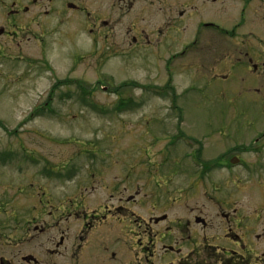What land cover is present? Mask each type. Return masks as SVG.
Listing matches in <instances>:
<instances>
[{
  "label": "rangeland",
  "instance_id": "rangeland-1",
  "mask_svg": "<svg viewBox=\"0 0 264 264\" xmlns=\"http://www.w3.org/2000/svg\"><path fill=\"white\" fill-rule=\"evenodd\" d=\"M9 6L11 0H0V155L7 160L0 161V251L5 240L23 237L25 227H42L45 219L34 208L62 214L57 229L76 244L78 232L92 222L87 211L97 210L105 217L79 242L83 264L143 262V248L155 245L161 254L157 229L165 233L169 228L179 237L178 223L187 240L165 243L181 247V255L190 253L192 264H215L229 249L259 264L264 258V150L245 148L264 143V88L253 91L259 84L247 71L248 59L257 58L251 48L239 62L232 49L249 32L261 38L264 32L251 16L240 19L242 4H197L186 22L175 20L155 31L153 48L130 51L119 36L94 38L77 13L57 23L55 13L37 16L42 6L29 5L26 21L15 22L7 17ZM202 19L230 29L238 25L236 37L203 32L185 58L165 66L169 53L193 39L192 27ZM250 42L257 38L250 36L245 47ZM211 62L216 76L208 70ZM165 69L172 75L169 88ZM220 74L229 75L222 79ZM163 88L167 95L159 93ZM83 90L88 94L83 96ZM120 97L130 101L124 112L117 110ZM122 102L120 109H125ZM174 136L181 141L174 144ZM183 141L193 145L186 147ZM194 154L203 161L238 156L246 165L202 170L188 159ZM116 159L144 164L134 174L125 173L130 166L117 170L112 166ZM45 167L60 172L48 174ZM120 171L133 181L119 183L125 192L116 193L122 199L118 203L104 185ZM129 194L135 195L134 201H127ZM115 205L129 207L145 221L166 215L167 223L148 234L141 219ZM196 216L207 224L195 223ZM29 233L34 235L33 230ZM202 234L206 240L198 238ZM10 248L22 253L31 246L13 243ZM32 253L49 262L57 258ZM165 256L154 264L177 263L179 258L173 252Z\"/></svg>",
  "mask_w": 264,
  "mask_h": 264
},
{
  "label": "flooded vegetation",
  "instance_id": "flooded-vegetation-1",
  "mask_svg": "<svg viewBox=\"0 0 264 264\" xmlns=\"http://www.w3.org/2000/svg\"><path fill=\"white\" fill-rule=\"evenodd\" d=\"M219 1L223 2V0H11V7L9 6L7 8L6 13L8 19L11 21H26L24 16L27 15L28 11L30 10V6L39 4L40 6H42V12L37 16L48 17L49 15L55 13L57 23L62 22L64 20V16L77 13L85 18V22L88 25V31L94 38H96L97 36H103L104 38L119 36L120 38L126 39V42L124 40L121 43L126 44V51H130L135 49L136 47L153 48L150 43L153 39V34L155 31H161V27L163 26V24H165V26H168L172 21L182 19H185L186 22L189 19L188 13L196 8L197 4H200V6L202 7L207 4L218 3ZM229 1L232 6L241 3L242 7L239 10L240 19H243L244 17L250 18L251 16L261 27V33L262 31L264 32V24L262 23V18L264 17V0ZM24 2H26L27 4H24ZM252 3H254L253 6L249 8ZM35 17L36 16L32 17L30 21L34 20ZM237 26L238 25H235L230 29L223 27L221 24L211 19H202L200 21H196L195 26L192 27V36H194L195 39L197 38L195 40L197 43L200 41L198 35H202L203 32L216 33L217 35H221L223 37L225 36L233 38L236 37ZM40 31L41 32L38 36L39 41L43 39L44 29ZM0 33H2V30L0 31ZM248 34L249 35L244 36L245 39L242 40L239 48H233L232 52L238 53L239 55L236 57V62H239V59L241 58L240 56H243V58L246 59V57H248V51L250 52L251 50L253 56L257 57L256 60H253L250 57L246 66L249 76H251L253 80H257L259 84V87H253V91H258V89L260 90V87L264 88V38H261L259 34H254L251 32H249ZM250 36L257 38V42H250V45L245 47L246 43L250 39ZM136 38L140 39H138L137 41ZM204 45L210 46L211 43L209 41H204ZM212 45H214L213 41ZM249 47L251 48V50L249 49ZM184 48H186V45ZM212 51L215 50L211 49V53ZM151 54H153V51L151 52ZM204 54L205 51L203 52V55ZM203 55H201L200 58ZM206 55L208 56L209 53H207ZM214 63L215 62H211L210 66L208 67V70L212 76L217 75L213 74L214 69L216 68ZM199 65L203 67L202 63H199ZM220 75L225 77L222 79H227L229 74ZM141 164L143 165L144 163L141 162ZM141 164L137 162V159L132 160L130 164H123L122 160L116 159L112 166H115L117 170L118 167L130 166V169H125V173L128 170L133 173L136 167L142 166ZM142 170H144L143 167ZM121 171L124 172L123 169ZM121 171L117 172L116 177H114L112 182L106 183L104 185L106 192L109 193V196H115L118 199V203H120L122 199L120 197H117V194H123L125 192V190L118 189L119 183L122 181H133V179L123 177V173ZM135 186H137V184H135ZM124 188H126V186H124ZM79 190L80 186L78 187L76 193H78ZM76 193L74 191L73 195ZM126 198L127 201H134L135 195L129 194L126 196ZM113 208H122L126 212L136 215V213L133 212L134 210H130V208L126 206L115 205ZM150 208L153 209L152 206H150ZM103 209L109 212L111 211L110 207L103 206ZM33 210L36 211L37 217L41 216L45 219L42 223V227L37 228L34 226L32 228V230L34 231V235H30L29 232L32 231L30 230V227H25V229L23 228V237L5 240L1 244V247L3 249L2 251H0V264H83L79 261L78 258V255L81 253L82 247V243L79 242L83 241L82 236L84 235V233L95 222H101L102 218H104L105 216H101V212L99 211V213L97 210L94 212H92V210L87 211V215L90 216L92 222L88 224L86 223L84 228L80 232H78L76 239L78 237L79 239L78 243L76 244V240L68 243L65 231L61 230L60 228L57 229L58 222H60L64 218L62 214H52L46 211L44 208H34ZM36 216H34L32 219H34ZM136 216L141 219L142 223L145 224L147 228H149L148 234L152 232V229L154 227H161V225L167 223L166 215H162V217H149L147 221L140 218V215ZM57 219L59 221H57ZM136 224L138 225V227L140 226V222ZM180 224L181 223H178L179 237L173 236L175 231H172L169 228L165 230V233L157 229L154 235H160V241L163 240V244H161L159 248L161 254H157L155 245H152L150 249L143 248V252L145 254V256L142 258L143 262L139 259L137 260V264H154V260L162 257V259H164L166 257L165 255H170L171 252L179 255L177 263L161 262L160 264H192V261H188L187 259V257L191 255L190 253L187 255H181V247L174 248L172 246H167L165 243V240H170L172 238L175 244L180 245L182 243H185L187 237L184 238L182 236L183 231ZM206 224V221L200 223V225L203 227ZM143 232L144 231H141L140 234H142ZM224 237L226 236L224 235ZM198 238L202 240L207 239L204 234H202L201 237ZM234 239L235 241L239 240L237 235H234ZM13 243L19 245L22 248L27 246H31V248L30 250H26L22 253L15 252L10 248ZM216 248V252L217 249L224 250L222 248ZM139 249L142 252L140 244ZM33 250H36V253L38 254L42 253V257L56 256L57 258L52 259V261L49 262L46 259L39 258L37 254L32 253ZM196 252H199V250H196ZM224 252L225 251L222 252L224 258H218V260L215 259V264H252L249 255H241L230 249L228 253ZM197 264L202 263L197 262ZM259 264H264V258H261V262H259Z\"/></svg>",
  "mask_w": 264,
  "mask_h": 264
}]
</instances>
